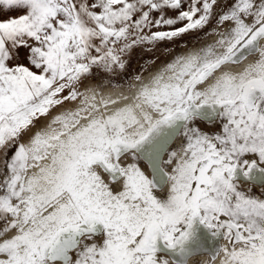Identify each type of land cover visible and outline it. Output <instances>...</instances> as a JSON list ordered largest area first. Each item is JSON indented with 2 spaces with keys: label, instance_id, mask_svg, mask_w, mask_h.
<instances>
[{
  "label": "snow or ice",
  "instance_id": "snow-or-ice-1",
  "mask_svg": "<svg viewBox=\"0 0 264 264\" xmlns=\"http://www.w3.org/2000/svg\"><path fill=\"white\" fill-rule=\"evenodd\" d=\"M0 264H264V0H0Z\"/></svg>",
  "mask_w": 264,
  "mask_h": 264
}]
</instances>
